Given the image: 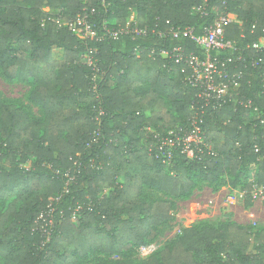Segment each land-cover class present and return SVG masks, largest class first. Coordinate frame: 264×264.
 I'll list each match as a JSON object with an SVG mask.
<instances>
[{"label": "trees", "instance_id": "trees-1", "mask_svg": "<svg viewBox=\"0 0 264 264\" xmlns=\"http://www.w3.org/2000/svg\"><path fill=\"white\" fill-rule=\"evenodd\" d=\"M84 9L103 40H81L72 27L48 20H76ZM132 13L146 33L116 38L106 31L125 27ZM226 13L236 15L225 29L232 48L214 54L243 74L222 108L201 113L192 108L198 98L186 81L190 69L171 52L205 51L169 29L201 34ZM261 39L264 0H0V74L30 85L41 112L0 100V262L264 264V227L233 221L183 228L145 260L137 251L156 241L174 218L173 198L190 195L196 177L246 190L244 207L252 206L253 185L264 186V60L251 64L264 59L253 47ZM91 47L101 68L97 92L82 57ZM195 116L217 156L189 159L177 148L168 165L149 152L155 140L148 129L185 135Z\"/></svg>", "mask_w": 264, "mask_h": 264}, {"label": "built area", "instance_id": "built-area-1", "mask_svg": "<svg viewBox=\"0 0 264 264\" xmlns=\"http://www.w3.org/2000/svg\"><path fill=\"white\" fill-rule=\"evenodd\" d=\"M196 10H202L201 6L196 8ZM84 11L85 14L76 20H65L60 17H49L48 20L55 22L59 27H72L74 34L81 40L87 41L89 38L95 39L96 41L103 40L104 36L99 33L94 24L90 21V14L86 9H84ZM134 18L135 16H132L125 27L118 30H109L106 28V31L116 38L124 33H146V29H141L138 25L135 26L132 24ZM235 19L236 15L233 13L220 14L201 34H196L194 28L188 26H172L169 29L173 37L189 38L205 51V57H201L194 52H187L182 47H175L171 52L172 57L177 62L186 63L187 67L190 69L186 81L197 89L198 98L192 104V108H197L201 113H204L206 108H212L213 110L222 108L227 102L230 92L236 91L239 88V82L243 72L241 70L233 71L229 60L221 59L218 55L214 54L215 51L232 48V43L225 37V29L226 26ZM159 33L160 35L163 34L161 31ZM253 47L257 52L262 53L264 51V39L253 43ZM96 53L97 48L91 47L82 55L85 63L94 71L92 78V89L94 92H97V78L101 77V68L97 62ZM263 60V56L260 55L253 58L251 64L253 66H260ZM101 114H103L102 110L99 111V115ZM201 122L202 119H200L199 116H195L192 120L191 128L185 135H181L175 130L169 131L167 135H161L158 132L148 129L152 132L153 140H155L154 145L153 143L147 145L149 152L153 153L156 151L157 159L165 156L162 160L168 165H171L173 161V151L177 148L189 159L201 160L202 155L205 153L217 156L216 151L211 148L207 141V137L202 130ZM95 135H99V133H95ZM77 162L78 161H75L76 164ZM235 193L236 196H229L228 201L235 202L238 197L243 198L247 194V191L235 190ZM250 195L252 199H264V186L254 184L250 191ZM79 208L80 207H77L73 211V219L76 218ZM40 218L45 219L43 214ZM159 246V243L155 241L142 244L138 247V253L142 258H147L156 252Z\"/></svg>", "mask_w": 264, "mask_h": 264}, {"label": "rangeland", "instance_id": "rangeland-1", "mask_svg": "<svg viewBox=\"0 0 264 264\" xmlns=\"http://www.w3.org/2000/svg\"><path fill=\"white\" fill-rule=\"evenodd\" d=\"M132 16H135V13H132ZM61 55V51H56V58H60ZM30 89V85L19 81L10 83L0 74V100H19L26 105L29 111L39 116L41 115L40 109L29 97ZM257 117L259 118V115ZM192 171L195 177L197 173L199 174V171L196 169ZM254 171H250L247 177L248 181L253 177ZM196 179L197 183L190 195L173 198L175 201L174 218L161 226L159 236L155 241L159 243L160 249L176 238L183 228L201 221L215 224L219 221H233L245 225L250 224L257 228L264 227L263 198H253L252 206L244 207L243 202L246 200L247 194L243 198L238 197L235 202L228 201L229 196H236L235 190H238L237 188H232L228 184H210L197 177ZM147 191L155 198H167L165 194L159 191L150 188ZM239 191H242V189H239ZM250 208L252 211H249ZM138 256L142 260L146 259H143L139 253ZM0 264L2 263L0 262Z\"/></svg>", "mask_w": 264, "mask_h": 264}, {"label": "crops", "instance_id": "crops-1", "mask_svg": "<svg viewBox=\"0 0 264 264\" xmlns=\"http://www.w3.org/2000/svg\"><path fill=\"white\" fill-rule=\"evenodd\" d=\"M255 204H256V203H255ZM244 209H245V208H244ZM249 211H252V210H251V208H250V210H249ZM240 224H241V223H240Z\"/></svg>", "mask_w": 264, "mask_h": 264}]
</instances>
